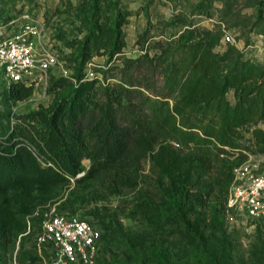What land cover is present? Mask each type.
<instances>
[{"label":"rangeland","instance_id":"1","mask_svg":"<svg viewBox=\"0 0 264 264\" xmlns=\"http://www.w3.org/2000/svg\"><path fill=\"white\" fill-rule=\"evenodd\" d=\"M108 1L117 10L106 7L105 0H99V7L102 13L110 16L107 22L113 21L118 11L119 40L124 41L121 51L111 57L108 53H101L103 48L97 53L93 47V35H88L90 22L87 13L91 0H0V24L32 12L44 24L48 45L67 58L69 64L64 63L65 68L73 72L70 66L75 67V71L81 61L85 63L86 71L87 64L92 63L91 68L99 70L100 86L128 80L132 88L139 90L133 98L135 103L141 94L156 96L162 92L160 69L155 67L151 71L150 63L155 65L162 45L190 30L193 34L196 31L211 33L214 52L225 57L224 70L231 66L236 57L264 66V0ZM5 16L10 19L4 21ZM93 20L101 23L105 17L98 15ZM225 32L230 33L236 45L222 41ZM81 48L85 54H90L89 58L83 59ZM146 53L149 58H142ZM138 57H141L139 63H134L130 68L125 65V59ZM54 72L59 73L58 70ZM56 77L48 75L46 79L34 82L32 94L18 101L8 99L2 91L5 85H0V138L8 137L16 114L53 104L59 93L58 87L53 84ZM226 98L230 104L234 103L232 91L226 94ZM169 103L172 105L171 100ZM134 116V112H131L129 121ZM177 117L179 120L180 117ZM189 117L184 115L181 119ZM255 126L264 128V120L239 130L233 140L240 146L241 153L229 146H222L226 151H221L217 141L208 142L202 149L193 143L183 147L173 140L161 138L156 142L148 137L147 132L140 133L138 129L132 133L129 151L123 159L110 163L103 159V155L94 159L84 157L81 161L84 169L74 177L66 175L62 181L50 185L20 183L10 187L0 193L7 214L4 220L9 222L8 248L7 251L0 249V264H10L13 260L19 264H46L49 254L38 247L36 236L40 231L42 211L48 205L55 206L60 212L85 216L96 225H100L103 219L117 221L122 238L118 243L111 242L108 250L104 251L109 264L127 261L126 240L136 235L150 238L146 248L151 250L158 264H198L199 260L194 255L183 257L176 252L178 250L171 236L173 233L155 215V208L161 203V189L168 182L166 157L171 156L160 153V148L167 146L178 158H186L188 154L200 158L204 154H216L218 159L228 157V161L234 160V166L248 157L262 170L264 150L254 144L252 129ZM15 139L19 140L15 147L26 144L18 137ZM30 149L32 154H38L35 148ZM37 157L42 164L46 163L41 156ZM215 174L214 168L209 167L201 180L210 182V177ZM222 195L218 186L212 185L211 192L205 194L204 206H197V209L200 217L209 225L206 232L225 240L222 245L227 252L223 264H264V218L254 222H230L222 217L219 210ZM147 204L150 209L144 211ZM216 239L213 246L218 251ZM142 251L139 249L137 254L140 255ZM158 251L159 260L156 257Z\"/></svg>","mask_w":264,"mask_h":264},{"label":"trees","instance_id":"2","mask_svg":"<svg viewBox=\"0 0 264 264\" xmlns=\"http://www.w3.org/2000/svg\"><path fill=\"white\" fill-rule=\"evenodd\" d=\"M105 1L106 7L117 10L110 1ZM102 12L99 0H91L87 13L88 35H93L97 53L103 48L101 53L111 57L124 46V41L119 40V13L116 12L113 21L107 22L110 16ZM98 15L105 17L104 22H94L93 17ZM8 17L3 20H9ZM196 32L180 34L160 47L155 65L150 63L149 68L153 71L159 67L162 92L156 96L141 94L136 103L133 98L139 90L132 88L128 80L100 86L98 78L84 79L85 63L81 61L75 71V67L70 66L73 69L70 77L49 71V76H58L53 83L59 89L56 100L51 106L16 114L12 131L5 139L0 138V193L20 183L43 186L62 181L66 175L74 177L83 171L84 157L94 159L103 155L110 163L123 159L129 151L132 133L138 129L140 133L147 132L156 142L161 138L183 147L193 143L202 149L208 142L217 141L221 151H226L222 146H229L241 153L240 146L233 143L239 130L264 120V66L236 57L224 70L225 57L214 52L211 33ZM83 48V59L89 58L90 54H85ZM141 57L125 59V65L130 68L139 63ZM62 58L68 62L65 56ZM142 58L148 59V54H143ZM1 77L0 85H5L2 91L8 99L23 100L32 94L33 83L8 82ZM229 91L233 93V104L226 98ZM131 112L135 116L129 121ZM184 115L190 117L181 119ZM16 137L26 144L15 147L19 141ZM252 137L254 144L264 150V128L255 126ZM30 147L38 154H32ZM160 153L171 154L166 157L168 182L161 189L158 208L151 205L157 209L158 219L173 233L176 252L183 257L194 255L198 264H223L227 252L222 245L225 240L206 232L209 225L198 214L197 206H204L205 194L211 192L212 185H217L223 194L219 210L225 217L224 202L236 162L228 161V157L218 159L216 154H204L201 158L188 154L186 158H178L165 145L161 146ZM38 155L45 164L39 161ZM209 167L214 168L216 174L210 177V182L204 183L201 179ZM4 204L0 199V249L7 251L9 222L4 220L7 215ZM143 209L148 211L150 206L147 204ZM79 217L100 232L96 264H109L104 251L111 242L118 243L122 238L118 222L103 219L100 226L85 216ZM215 239L220 252L213 246ZM149 240L147 236L129 237L125 251L127 261L119 264H158L151 250L146 248ZM139 249L143 250L140 255L137 254ZM159 255L158 251L157 260Z\"/></svg>","mask_w":264,"mask_h":264},{"label":"built area","instance_id":"3","mask_svg":"<svg viewBox=\"0 0 264 264\" xmlns=\"http://www.w3.org/2000/svg\"><path fill=\"white\" fill-rule=\"evenodd\" d=\"M45 33L44 24L32 12L0 24V75L8 82L20 81L25 85L46 79L49 71L54 70L70 77L65 60L48 45ZM222 41L235 44L227 32ZM91 65L87 64L84 79L99 78ZM224 212L232 223L254 222L264 217V169L260 170L251 158L233 167ZM99 237V230L87 220L59 213L55 206L48 205L41 214L36 244L49 254L46 264H96ZM10 264L19 263L13 260Z\"/></svg>","mask_w":264,"mask_h":264}]
</instances>
